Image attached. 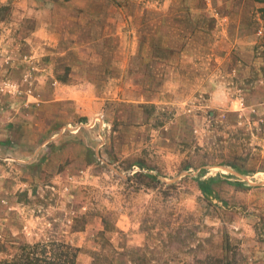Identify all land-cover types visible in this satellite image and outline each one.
I'll return each instance as SVG.
<instances>
[{"label": "rangeland", "instance_id": "1", "mask_svg": "<svg viewBox=\"0 0 264 264\" xmlns=\"http://www.w3.org/2000/svg\"><path fill=\"white\" fill-rule=\"evenodd\" d=\"M263 8L0 0V243L264 264Z\"/></svg>", "mask_w": 264, "mask_h": 264}, {"label": "trees", "instance_id": "2", "mask_svg": "<svg viewBox=\"0 0 264 264\" xmlns=\"http://www.w3.org/2000/svg\"><path fill=\"white\" fill-rule=\"evenodd\" d=\"M264 3V0H263ZM264 12V8L262 9ZM144 177L151 178L149 175ZM209 180H199L198 185L203 193L210 192ZM111 231L107 222L104 221V230L100 232L102 238L106 232ZM105 242V241H104ZM124 250V249H122ZM142 248L129 250L126 253H120L118 250L112 252L100 251L92 252L91 264H114L118 255H124L130 258V263L137 264L135 259H132V254H139ZM82 249L64 239L48 238L44 240L26 242L12 240L10 243H0V264H78L79 255ZM230 247L224 240L222 245L221 256H208L206 261L209 264H239L237 254L228 255ZM143 259L139 264L143 263Z\"/></svg>", "mask_w": 264, "mask_h": 264}, {"label": "crops", "instance_id": "3", "mask_svg": "<svg viewBox=\"0 0 264 264\" xmlns=\"http://www.w3.org/2000/svg\"><path fill=\"white\" fill-rule=\"evenodd\" d=\"M26 36V38H24ZM24 37H22L23 38V40H21V43L24 45L25 43H26V51H28L29 50V46L28 45H33L34 44V42L32 43V40L34 39V37H32V38H30V37H28L27 35H25ZM31 43V44H30ZM18 51H20V50H18ZM13 53H14V51H13ZM16 54V53H15ZM24 56H26V58H31L32 57V52L30 51L29 53H26ZM22 121H24V120H22ZM52 146H50V148H51ZM28 170H26V172L27 171H29V168L28 167H26ZM68 172V169H66V170H64V171H62V173L61 174H63V173H65V172ZM24 177L25 178H29V179H31V176L28 174V175H24ZM5 180H3V181H1L0 180V182L3 184V182H4ZM12 184H14V186H15V182H12ZM16 186H18V183L16 182Z\"/></svg>", "mask_w": 264, "mask_h": 264}]
</instances>
